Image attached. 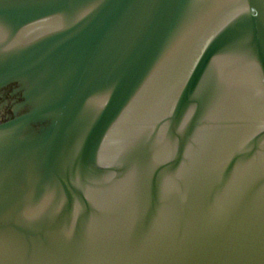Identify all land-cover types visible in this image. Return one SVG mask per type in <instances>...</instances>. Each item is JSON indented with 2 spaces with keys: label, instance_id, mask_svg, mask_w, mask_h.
<instances>
[{
  "label": "water",
  "instance_id": "1",
  "mask_svg": "<svg viewBox=\"0 0 264 264\" xmlns=\"http://www.w3.org/2000/svg\"><path fill=\"white\" fill-rule=\"evenodd\" d=\"M0 264H264V0H0Z\"/></svg>",
  "mask_w": 264,
  "mask_h": 264
}]
</instances>
